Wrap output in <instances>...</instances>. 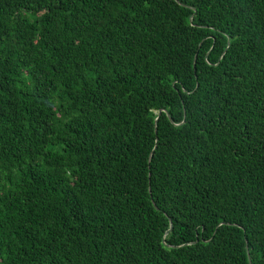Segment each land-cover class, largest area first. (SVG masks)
<instances>
[{
	"label": "trees",
	"instance_id": "obj_1",
	"mask_svg": "<svg viewBox=\"0 0 264 264\" xmlns=\"http://www.w3.org/2000/svg\"><path fill=\"white\" fill-rule=\"evenodd\" d=\"M0 264H264V0H0Z\"/></svg>",
	"mask_w": 264,
	"mask_h": 264
},
{
	"label": "water",
	"instance_id": "obj_2",
	"mask_svg": "<svg viewBox=\"0 0 264 264\" xmlns=\"http://www.w3.org/2000/svg\"><path fill=\"white\" fill-rule=\"evenodd\" d=\"M163 111H165V109H159L158 111H157V115H156V117H155V132H156V121L158 120V118H159V116H160V114H161V112H163ZM168 115V114H167ZM151 156H152V152H150V155H149V159L151 158ZM169 222H170V226H169V228L166 230V233H168V232H170V230H171V228H172V224H171V220H169Z\"/></svg>",
	"mask_w": 264,
	"mask_h": 264
}]
</instances>
